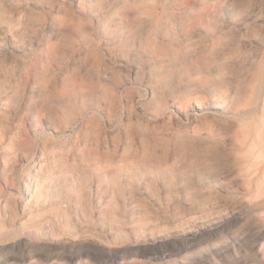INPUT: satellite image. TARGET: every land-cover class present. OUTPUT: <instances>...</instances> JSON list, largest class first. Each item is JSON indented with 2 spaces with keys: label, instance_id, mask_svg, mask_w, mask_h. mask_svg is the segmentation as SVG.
Here are the masks:
<instances>
[{
  "label": "rangeland",
  "instance_id": "1",
  "mask_svg": "<svg viewBox=\"0 0 264 264\" xmlns=\"http://www.w3.org/2000/svg\"><path fill=\"white\" fill-rule=\"evenodd\" d=\"M5 209L21 264H264V0H0Z\"/></svg>",
  "mask_w": 264,
  "mask_h": 264
},
{
  "label": "bare ground",
  "instance_id": "2",
  "mask_svg": "<svg viewBox=\"0 0 264 264\" xmlns=\"http://www.w3.org/2000/svg\"><path fill=\"white\" fill-rule=\"evenodd\" d=\"M32 193H33V189L31 188L30 185H25L20 190L21 198L23 200H26V198H28V196H30ZM0 213L2 215V217L0 218V221L4 222L6 225H14L13 224L14 223V217H13V213L11 210L5 209V210H2ZM50 234H51V231L49 230L48 225H46V226L44 225L41 228H39L37 226H32V228L25 229L23 231L15 233V234L0 233V246H3L7 243H10L11 241L20 240L21 238H23V236H28V237L36 240V241L43 239V236L47 239H52V238H50ZM45 255H46L45 257H46L48 263H50L57 256H58V258H62V257L64 258L68 254L65 250H62L59 252L46 251ZM28 257H33V253L31 250L28 253L23 254L18 250L7 251V249L1 248L0 264H21V263H24V259H26ZM19 260H21V261H19ZM50 264H52V263H50Z\"/></svg>",
  "mask_w": 264,
  "mask_h": 264
}]
</instances>
